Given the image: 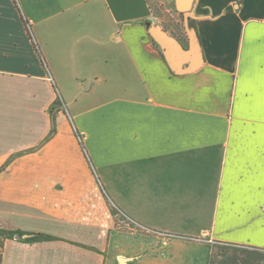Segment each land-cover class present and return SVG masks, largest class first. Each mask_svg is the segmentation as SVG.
<instances>
[{
  "label": "crops",
  "instance_id": "0c3cea01",
  "mask_svg": "<svg viewBox=\"0 0 264 264\" xmlns=\"http://www.w3.org/2000/svg\"><path fill=\"white\" fill-rule=\"evenodd\" d=\"M193 12L201 55L178 59L197 66L179 74L147 0H1L0 216L101 229L103 192L143 227L186 237L111 217L113 264H212L216 243L264 264V0ZM56 91L66 110L49 137ZM74 244L62 263L86 264Z\"/></svg>",
  "mask_w": 264,
  "mask_h": 264
},
{
  "label": "rangeland",
  "instance_id": "374dc122",
  "mask_svg": "<svg viewBox=\"0 0 264 264\" xmlns=\"http://www.w3.org/2000/svg\"><path fill=\"white\" fill-rule=\"evenodd\" d=\"M147 2L152 12L149 24H159L168 33L176 37L185 49H188L189 37L186 31L185 19L184 16L176 10L175 0L173 2H168L166 0H147ZM191 24L194 23L192 22ZM25 26L29 32V25L25 23ZM42 64L47 70L43 60ZM61 110L65 111L66 106L57 92L48 109L52 126L50 135L53 129V120L56 122L57 113ZM23 152L25 151H22V153ZM101 195L102 202H106L105 205L109 208L108 212L105 214L107 221H102V226H104V228L101 229L77 222L69 224L49 220L44 218L43 215L30 216L23 214L16 216L8 214L0 216V234L4 244V257L5 255L8 257V260L6 258L7 263L31 264L33 262V264H46V261L53 259V264H63L62 259L67 256L63 254V251L67 249V245L71 246L76 243L74 245L79 244L77 247L83 246L81 249L86 252V264H113V253L110 250V233L116 228L124 231V229L129 227L130 231L133 229L135 231L145 232V234H152L155 237H163V241H168L170 239H186V237L181 235L158 232L143 227L127 217L121 209L113 206L103 192ZM111 217L114 219V224L111 225L113 229L109 228L108 225V220H111ZM69 233L75 235L71 236ZM76 234L82 236H76ZM25 236H27V238H23ZM18 237H20V239H18ZM192 240L196 241L199 239L192 238ZM258 260V255H252L248 250L226 244L216 243L213 245L212 264H256Z\"/></svg>",
  "mask_w": 264,
  "mask_h": 264
},
{
  "label": "water",
  "instance_id": "95a60500",
  "mask_svg": "<svg viewBox=\"0 0 264 264\" xmlns=\"http://www.w3.org/2000/svg\"><path fill=\"white\" fill-rule=\"evenodd\" d=\"M195 2L196 0H175L176 10L182 14L185 19L186 31L189 37L188 49H185L176 37L168 33L159 24L150 25L148 23L152 37L162 48L165 57L173 67L174 71L179 74L194 71L197 66L194 65L188 70H186L185 67L181 69V64L178 62V59L183 60L181 63H184V60L186 59H197L201 55L200 40L195 28L190 24V21L196 18L193 12ZM23 238H27V236ZM18 239H20V237H18Z\"/></svg>",
  "mask_w": 264,
  "mask_h": 264
},
{
  "label": "trees",
  "instance_id": "16d2710c",
  "mask_svg": "<svg viewBox=\"0 0 264 264\" xmlns=\"http://www.w3.org/2000/svg\"><path fill=\"white\" fill-rule=\"evenodd\" d=\"M156 43V42H155ZM157 47L160 49L159 45L156 43ZM56 133V122L53 120V129L50 137H52ZM4 260V244H3V239L0 234V264H3Z\"/></svg>",
  "mask_w": 264,
  "mask_h": 264
},
{
  "label": "flooded vegetation",
  "instance_id": "af4514ba",
  "mask_svg": "<svg viewBox=\"0 0 264 264\" xmlns=\"http://www.w3.org/2000/svg\"><path fill=\"white\" fill-rule=\"evenodd\" d=\"M192 22H193V21L191 20V23H192ZM191 23H190V24H191ZM191 26H192V24H191Z\"/></svg>",
  "mask_w": 264,
  "mask_h": 264
},
{
  "label": "built area",
  "instance_id": "2783aa9c",
  "mask_svg": "<svg viewBox=\"0 0 264 264\" xmlns=\"http://www.w3.org/2000/svg\"><path fill=\"white\" fill-rule=\"evenodd\" d=\"M169 236H173V235H169Z\"/></svg>",
  "mask_w": 264,
  "mask_h": 264
}]
</instances>
